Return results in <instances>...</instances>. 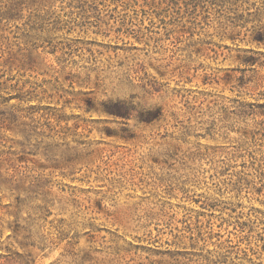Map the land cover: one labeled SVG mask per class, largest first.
<instances>
[{"label":"rangeland","instance_id":"1","mask_svg":"<svg viewBox=\"0 0 264 264\" xmlns=\"http://www.w3.org/2000/svg\"><path fill=\"white\" fill-rule=\"evenodd\" d=\"M0 264H264V0H0Z\"/></svg>","mask_w":264,"mask_h":264}]
</instances>
